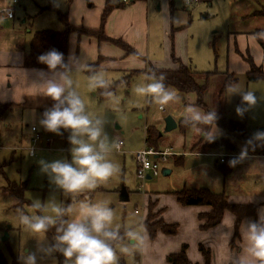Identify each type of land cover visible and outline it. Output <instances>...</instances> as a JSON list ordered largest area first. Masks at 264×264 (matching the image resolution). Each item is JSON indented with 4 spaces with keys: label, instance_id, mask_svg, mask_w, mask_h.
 I'll use <instances>...</instances> for the list:
<instances>
[{
    "label": "rangeland",
    "instance_id": "374dc122",
    "mask_svg": "<svg viewBox=\"0 0 264 264\" xmlns=\"http://www.w3.org/2000/svg\"><path fill=\"white\" fill-rule=\"evenodd\" d=\"M42 17L37 19H46L50 22L54 19V15L51 13H46ZM172 20L175 32L170 33L171 38L168 41L172 42L174 55H181V59L195 72L224 73L229 71L233 64L229 34L240 31L242 26H246L249 30L262 28L255 30L254 33L264 39V0H207L199 4L192 3L185 6L182 4L174 8ZM30 24L29 29L35 28L36 24L33 25L31 21ZM56 25L59 26V24ZM47 28L53 29V27ZM246 28L242 30H246ZM156 38L158 45L154 58H156L157 64L154 66L161 69L173 67L172 63L161 57L162 54L159 55L162 53L161 43L158 35ZM162 44H167V40ZM167 56H169L168 52ZM150 60V58H146V61ZM137 62L142 63L140 60ZM166 63L169 65H164ZM123 70L96 72H101L106 84H111L127 74L128 71ZM234 75L237 79L235 86L241 90L256 92L257 103L253 107L245 111L243 116L238 117L235 108L241 103L239 95L228 97L226 90L218 100L217 94L224 80L223 75L209 80L204 103L209 111L214 109L219 116L236 123H243L246 131L252 137L254 133L264 131V79L248 83L242 75L235 72ZM143 76L142 73L137 74L130 79L128 87L118 88L113 93L115 101L109 97L99 100L95 88L89 86L86 74L80 76L82 77L81 82L74 81L75 87L85 100L89 110H101L106 116V131L109 137L116 143L118 140L123 141L124 155L118 154L113 148L109 158L118 165V171L99 183L96 188L76 194L55 192L56 199L64 204H71L76 200L106 203L115 212V223L119 224L120 230L124 231L137 227L146 219V197L148 195L163 194L166 191L180 189L184 181L186 187L206 186L207 189L215 193L222 192L221 186L227 184L222 179L223 177L221 178V174L215 173L212 158L208 162L209 173H206V170L205 173H193L192 166L196 163H193L192 159L188 157L183 158V166L177 165L176 160L179 157L175 158L173 155L188 153L189 148L195 143L198 144L194 150H191L192 152L202 149V143L199 144V135L194 133L191 128L185 133H182L178 127L168 133L164 132V119L170 116L178 123L183 119L184 108L191 104L188 99L192 98L193 104L194 96L190 95L189 98L187 96L183 101L182 94L174 88L168 87L175 91L178 99L165 105L149 102L133 91L136 84L143 80ZM196 82L202 84L203 79L196 78ZM46 103H35L29 100L25 106L11 107V110H7L8 112L0 119V253L7 261L14 258L17 264H21L19 257L23 252L36 251L37 241L18 224L15 219L16 209L22 208L25 211H31L30 205L33 199L38 198L46 201L53 191V186L39 170V161L70 158L68 152L70 146L67 142L68 132L65 130H61V134L46 132L38 124L41 113L52 105L51 103L46 105ZM147 126L155 127L154 129L160 134L158 147L153 150L169 151L170 154L164 159H155L159 168L157 177L138 181L135 176L136 165L132 154L145 148L144 131ZM31 127H35L41 135V142L34 151L33 157H29L27 153V149L30 147L28 139ZM49 137L53 142L48 146L45 140ZM228 137L240 151L245 147L243 142ZM165 169L171 170V173L163 175L162 171ZM121 188H124L128 193L126 202L119 201ZM224 190L226 192V187ZM153 217V221H155L158 214ZM179 238L180 236L177 240ZM48 239L51 240L49 236ZM159 251V246L148 242L143 251L133 250L131 255L118 253L119 264H159L156 260ZM55 257L58 264H62L63 258L59 254H55ZM37 264H52V257L42 259L38 253Z\"/></svg>",
    "mask_w": 264,
    "mask_h": 264
},
{
    "label": "crops",
    "instance_id": "0c3cea01",
    "mask_svg": "<svg viewBox=\"0 0 264 264\" xmlns=\"http://www.w3.org/2000/svg\"><path fill=\"white\" fill-rule=\"evenodd\" d=\"M105 1L0 0V105L9 106L8 110H11V107L25 106L29 100L35 103L47 102L46 105L53 103L50 98L38 94L40 89L37 84L41 81L38 73L43 71L45 75H50L48 70L24 68L23 66L24 55L35 31L50 29L47 27H53L51 30L61 31L63 28L54 12H50L54 15L51 22L46 19H37L46 13L50 14L49 11L40 12L42 8L52 5L60 12H67V20L71 26L96 30L100 25V17ZM109 1L111 4L123 3L122 0ZM206 1L200 0L195 4ZM182 4L185 6L183 0H127L122 8L112 9L106 18L104 25L106 37L121 40L137 54L144 57L145 60L147 57L150 58V61L139 64L137 59L126 56L121 49L109 43L97 42L93 38L78 37L75 33H71L68 37L67 63L82 59L84 63L91 65L101 57L103 60L97 71L109 72L122 69H124L123 71H143L147 67L146 64L156 68L154 65L157 64V60L154 57L157 53L158 42L156 36L158 35L162 52L159 55L162 54L161 57L164 60H168L169 63L173 64V67L170 66L168 69L174 70L177 68V64L174 63L173 59L186 65L185 61L181 59V55H174L172 42L168 41L171 38L170 33L174 30L172 20L174 8ZM30 21L33 25L36 24L35 28L29 29L31 26ZM244 28L246 26H242L240 31L229 34L233 64L227 71L233 74L235 72L243 77H245L249 67L241 56L246 57L248 55L255 66L260 67L264 72V49L258 43V40L264 42V39L254 33L255 30L262 28L242 30ZM165 40H167V44L164 45L162 43ZM167 52L169 56H167ZM164 65L168 66L169 64ZM84 75L85 72L76 74L74 81L81 82L82 77L80 76ZM188 100L192 105V98ZM7 112L6 110L3 115ZM225 135L224 132L218 129L215 139L222 138ZM192 147L189 148L188 153L173 155L175 158L176 156L181 158L176 160L177 165L183 166V158L188 157L192 159L193 163H196L192 166L193 173H205V170L206 173H209L210 166L208 162L212 158L215 173L221 174V178L223 177L222 179L227 183L221 187L222 192L227 196L228 202L238 205H253L256 208L255 217H246L241 221H256L259 211L264 209V154H249L247 152L243 159H238L241 151L237 148L236 154L228 155L236 159L237 164L228 175L223 176L217 170L216 162L227 156L226 154L206 152L202 149L192 152ZM259 147L264 149V146ZM165 171L168 174L171 173V170L165 169ZM185 183V181L182 183L180 189L146 197L147 214L150 209L152 214L159 212L157 219H161L166 224H176L178 226L175 236H166L158 232L153 241L148 238L150 244L159 246L160 251L156 260L159 264H169L166 257L169 254L179 252L182 245H186L185 252L188 260L192 264H204V259L198 250L199 245H201L204 249L210 251L209 264H238L244 248L240 223L237 238L233 242V249L230 243L234 235V224L229 223L230 212L225 211L221 222L215 227L201 231L199 227L203 221L199 219V215L209 212L210 207L182 206L173 193L181 189L208 187H186ZM224 187H226L227 193ZM179 236L180 238L177 240Z\"/></svg>",
    "mask_w": 264,
    "mask_h": 264
},
{
    "label": "clouds",
    "instance_id": "9594fccd",
    "mask_svg": "<svg viewBox=\"0 0 264 264\" xmlns=\"http://www.w3.org/2000/svg\"><path fill=\"white\" fill-rule=\"evenodd\" d=\"M37 61L50 73H38L41 78L37 84L38 94L53 102L41 113L38 124L46 132H68L70 158L39 161V170L53 186V191L46 201L33 199L31 211L16 209L18 224L37 241L35 252L21 254V264H37L38 253L42 259L52 257V264H58L55 254L63 258L62 264H119L118 253L131 255L133 250L143 251L147 246L144 225L129 228L122 235L121 226L115 223V212L106 203L76 200L64 204L55 196L57 191L76 194L94 189L118 171V165L109 158L118 144L106 131V116L101 110H89L74 85V76L89 71V67L82 59L66 63L63 54L55 49L39 55ZM86 79L92 88L107 86L101 72H91ZM133 91L157 105L178 99L175 91L165 86L164 76L155 73H145ZM227 92L228 97H240L241 103L235 108L238 117L257 103L254 91L228 85ZM104 95L113 101L116 99L111 92L106 91ZM182 116L200 138L207 142L215 139L218 129L214 109L205 111L190 104L184 108ZM257 146H264V131L254 133L245 142L238 159H243L249 149L255 150ZM235 162L230 161V166ZM229 215V223L235 224L236 216L231 212ZM240 229L244 248L238 264H264V209L259 211L256 221H241ZM50 230L53 232L51 240L47 236Z\"/></svg>",
    "mask_w": 264,
    "mask_h": 264
},
{
    "label": "trees",
    "instance_id": "16d2710c",
    "mask_svg": "<svg viewBox=\"0 0 264 264\" xmlns=\"http://www.w3.org/2000/svg\"><path fill=\"white\" fill-rule=\"evenodd\" d=\"M123 6L124 3L111 4L109 0H106L100 17V25L96 30L71 26L67 20V12H60L54 7H52V5L42 8L40 12H54L57 15L58 21L62 24L63 28L61 31L44 29L40 31H35L32 34V38L28 44V50L24 55L23 59L24 68L47 70L44 64H41L37 61V57L42 53H45L52 49H55L56 51L62 53L64 60L67 63L68 37L71 33H75L78 37L86 36L88 38L95 39L97 42L109 43L121 49L126 56H132L135 59L145 63V58L137 54L131 47L126 45L124 42H122L121 40L110 39L104 34V25L109 13L112 11V9L122 8ZM174 32L175 29L172 30L171 34H173ZM258 43L264 49V42L262 40H258ZM241 58L248 64L249 67L247 73L245 74V78L248 83H255L264 79V72L260 67L255 66L252 59L248 55L246 57L241 56ZM102 60L103 59L99 57L97 62L88 65L89 71H86L85 74L88 76L91 74V72H96ZM173 61L175 64H177V68L174 70L156 69L153 68L151 65L146 64L147 67L143 71H128L127 74L121 77V79H119L118 81H115L111 84H106V88H95L96 95L99 100H104L108 98L106 95H104L106 91L115 93V91L120 87H128L129 81L133 76L141 73H155L157 76L163 75L165 86L174 88L178 93L182 94L184 96V98L182 99L183 101L186 99L187 96L193 95L195 100L192 105L199 106L201 109L209 111L207 109L206 104L204 103V96L209 86V80L216 76H224L222 85L218 90V100L227 90L228 85H234L237 81L233 73H218L216 71L198 73L195 72L189 65H183L179 61L174 59ZM196 78H202L203 83L198 84L196 82ZM8 107L9 106L6 105H0V118L2 117L4 112L8 110ZM216 124L217 128L226 134L224 137L214 139L212 142H207L199 136L200 141H198L199 144L202 143V149L206 152L224 153L227 155L216 162L217 170L221 172L223 176H226L237 164L236 159L228 156L236 154L237 151L235 143L232 142L228 136H230L236 141H239L241 143L243 142L244 145L245 142L251 138V136L246 131L243 123H236L232 120L226 119L223 116L217 115ZM177 127L182 133H185L187 130L190 129V126L185 122L184 118L179 120V122L177 123ZM154 128L153 126H147L145 127L144 131V145L145 147L151 149H155L156 147H158V142L160 138V134ZM197 144L198 143L194 144L192 150L197 147ZM248 153L264 154V149L257 146L255 147V150L249 149ZM180 159L181 158H179L178 160ZM232 160H235L236 162L234 165L230 166L229 162ZM173 195L177 197L178 202L182 206L210 207L209 212L202 213L199 215V219L203 221V223L199 227L201 231L211 229L218 225L221 222L225 211L233 213L236 216V223L234 224V235L230 243L232 249L234 248L233 242L235 238H237V230L241 220L246 217H255V206L231 204L228 202L227 196L223 192L215 193L207 188H197L181 189L179 191L174 192ZM156 214H158L159 216V212ZM153 216H155V214L151 213V209L150 211L148 210L147 218L142 223L146 229L150 241H153L155 239L156 234L158 232L166 236H175L177 234L178 226L176 224H166L161 219H156L155 221H153ZM120 232L123 235L125 231L121 229ZM47 235L51 238L53 232L50 230ZM185 250L186 245H182L180 251L177 253L169 254L166 257V261L169 264H192L188 260ZM198 250L204 259V264H209V250H205L201 245H199ZM0 264H17V261L14 258H12L10 261H7L4 256L0 253Z\"/></svg>",
    "mask_w": 264,
    "mask_h": 264
},
{
    "label": "built area",
    "instance_id": "2783aa9c",
    "mask_svg": "<svg viewBox=\"0 0 264 264\" xmlns=\"http://www.w3.org/2000/svg\"><path fill=\"white\" fill-rule=\"evenodd\" d=\"M123 3L127 0H122ZM199 0H183L185 5L196 3ZM15 2V1H14ZM10 11V10H9ZM31 136L29 137L30 147L27 149L29 157L34 156V151L38 148V144L41 142V135L35 127L30 128ZM53 140L51 138L46 139L45 143L49 146ZM118 147L115 150L118 154H123L122 147L124 145L122 140L117 141ZM170 154L169 151H154L151 148L145 147L132 154L133 161L136 165L135 176L138 181H143L147 176L150 178L157 177L159 175V168L155 159H164Z\"/></svg>",
    "mask_w": 264,
    "mask_h": 264
},
{
    "label": "water",
    "instance_id": "95a60500",
    "mask_svg": "<svg viewBox=\"0 0 264 264\" xmlns=\"http://www.w3.org/2000/svg\"><path fill=\"white\" fill-rule=\"evenodd\" d=\"M176 127H177V123L170 116H168L164 119V132L165 133H168V132L176 129ZM162 173L165 176L168 174V173H166L165 170H163ZM149 179H150V177L147 176L146 180H149ZM119 201H122V202L128 201V193L126 192V190L124 188H121L119 190Z\"/></svg>",
    "mask_w": 264,
    "mask_h": 264
}]
</instances>
